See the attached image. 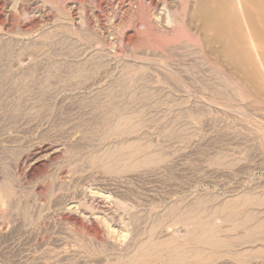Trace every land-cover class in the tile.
I'll return each instance as SVG.
<instances>
[{"label":"bare ground","instance_id":"obj_1","mask_svg":"<svg viewBox=\"0 0 264 264\" xmlns=\"http://www.w3.org/2000/svg\"><path fill=\"white\" fill-rule=\"evenodd\" d=\"M218 4L0 0V104L14 100L1 118L16 133L40 134L15 161L20 180L31 179L33 200L0 166V238H26L15 263H257L251 253L264 250L263 196L188 201L163 177L178 167V142L211 121L209 102L239 87L216 41L224 31ZM37 162L47 172L33 180ZM55 219L60 225H51ZM39 223L47 227L35 250ZM178 224L188 244L173 239Z\"/></svg>","mask_w":264,"mask_h":264},{"label":"rangeland","instance_id":"obj_2","mask_svg":"<svg viewBox=\"0 0 264 264\" xmlns=\"http://www.w3.org/2000/svg\"><path fill=\"white\" fill-rule=\"evenodd\" d=\"M218 1L220 3L218 7L220 5L223 7L224 20L217 22V27H223L219 30L224 29V31H219L216 41H220L217 44H221L219 46L224 51L223 66L225 65L227 73L237 75L239 87L236 95L229 99L213 100L211 101L213 104L209 102L208 117L211 121L207 123L208 125L205 124L193 130L191 140L178 142L180 151L175 159L178 167L175 173L163 174L164 180L174 182L176 197L188 201L201 196H207L216 202L227 201L242 195L264 197V0H238V5H234L235 0ZM7 100H3L2 105L0 104L2 107L0 118L2 113L9 112L11 110L9 108L13 105L14 100L10 98ZM198 118L199 116H196V119ZM12 125L14 124L7 119H0V131L5 130V135L0 137V166L2 164L8 166L9 177L13 184L23 186V189L25 188L24 190L29 193H26L28 199L33 200L31 179L20 180L19 174L15 172V161L18 159L19 151H25L29 145L37 142L40 134L36 130L25 134L16 133ZM17 135L22 136L21 142L12 143ZM158 135L159 131L155 132L151 137L154 139L152 140L157 141ZM217 158L223 159L221 164L214 163ZM39 166V162L33 164V170L30 173L31 178H33L31 174H34L33 180H37L38 176H43L47 172V168L43 170ZM1 182L0 173V185ZM165 186L162 185L161 191L167 193L168 189ZM162 195L166 194L162 193ZM32 212H29L30 216L35 215ZM215 215L214 224L216 223L217 227L224 225L223 214L218 212ZM227 223H233V221H227ZM57 224L60 225L56 219L51 223L52 226ZM39 225L36 232L37 243L35 242L32 246L33 249L39 248V241L44 235L42 228L47 227L42 223ZM171 234L178 244H188L184 238V236L187 237V233L183 226L174 225L171 228ZM18 238L16 237L15 240L19 243L15 244H13L15 240L7 241L0 238V264H17L15 260L13 261L14 253L17 254V251L22 250L20 246H24L23 242L26 241L23 236ZM78 238L82 239L81 236ZM2 240L6 242L2 243ZM6 246L12 248H7L6 251ZM73 249H69L70 254L74 253ZM9 252L12 254L10 255ZM251 254H256L253 256L258 257L255 264H264V250ZM227 264L238 263L229 260Z\"/></svg>","mask_w":264,"mask_h":264}]
</instances>
